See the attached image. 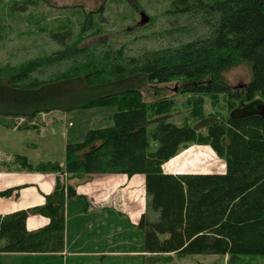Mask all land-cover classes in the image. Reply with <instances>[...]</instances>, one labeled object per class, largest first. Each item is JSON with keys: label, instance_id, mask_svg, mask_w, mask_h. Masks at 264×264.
<instances>
[{"label": "trees", "instance_id": "trees-1", "mask_svg": "<svg viewBox=\"0 0 264 264\" xmlns=\"http://www.w3.org/2000/svg\"><path fill=\"white\" fill-rule=\"evenodd\" d=\"M171 3L172 13L196 16L207 32L177 46L125 55L123 47L106 45L105 36L86 42V31L93 27L89 12L75 37L70 20L50 31L61 46L58 50L16 65L0 64V123L38 126L19 125L14 118L32 119L51 109L112 108V126L88 129L82 141L65 145L63 166L33 165L20 155L16 160L31 171L64 170L73 176L144 174L146 211L136 228L148 255L138 264H160L172 253L227 255L235 264L244 255H264V112L240 117L205 114L202 97L216 104L217 96L226 94L228 110L235 108L234 100L247 101L256 94L264 99V0ZM97 33L98 28L91 35ZM62 62L71 64L51 79L39 77L45 68ZM241 62L250 66L251 79L231 92L222 73ZM138 75L150 85L180 78L199 81L189 88L195 95L189 100L195 123L168 120L172 99L145 101L142 91L129 85ZM70 80L83 82V89L54 94L56 83ZM188 143L209 145L224 160L225 171L165 173L162 165ZM76 196L75 188L58 178L44 204L0 217V252H61L64 203ZM29 214L47 216L50 222L27 230Z\"/></svg>", "mask_w": 264, "mask_h": 264}, {"label": "rangeland", "instance_id": "rangeland-1", "mask_svg": "<svg viewBox=\"0 0 264 264\" xmlns=\"http://www.w3.org/2000/svg\"><path fill=\"white\" fill-rule=\"evenodd\" d=\"M172 0H1L0 2V64L16 65L26 59L48 54L58 50L59 42L51 36L52 30L60 24L71 21L69 27L75 34L80 29L83 15L93 12V27L86 42L105 36V44L113 48H124L125 55H138L143 51L177 46L197 36L204 35L207 29L196 16L172 13ZM98 28L96 35L91 33ZM72 36V38H74ZM101 46V45H100ZM85 60L81 58L80 61ZM70 62L52 65L39 73L43 79H51L55 74L69 67ZM223 82L231 92L240 90L251 79L250 66L241 62L222 73ZM205 78L202 82H206ZM129 85L142 91L145 101L158 98L174 101L168 120L177 124L185 119L190 124L195 120L190 115L189 100L195 96L189 88L199 81L171 80L166 83L149 84L143 75L129 80ZM56 83L54 94L68 93L83 89V82L70 80ZM63 85V86H62ZM62 86V87H61ZM59 92V93H58ZM203 112L219 113L229 117L246 116L264 112V99L256 94L250 100H234L235 108L228 110V95L219 94L213 104L209 96H203ZM110 107L64 111L51 109L41 111L32 119L14 118L17 124L35 123L38 126H81L111 125ZM13 120V119H12ZM205 132V129H201ZM222 158L211 151L209 145L188 143L166 162V167H174L179 172H216L222 171ZM137 231H139L136 228ZM135 245L143 248V235L132 228ZM168 256V255H166ZM160 264H231L227 255L194 254L177 257ZM142 256L132 258V264L141 263ZM235 264H264V255H244Z\"/></svg>", "mask_w": 264, "mask_h": 264}, {"label": "crops", "instance_id": "crops-1", "mask_svg": "<svg viewBox=\"0 0 264 264\" xmlns=\"http://www.w3.org/2000/svg\"><path fill=\"white\" fill-rule=\"evenodd\" d=\"M72 127L0 123V217L44 204L58 178L63 184L72 185L77 194L64 203L65 244L61 252H0V264H132V258L140 255L143 261V256L148 255L143 248L136 247L132 236L134 227L141 233L136 227L146 211L144 174L73 176L64 170L31 171L16 160L20 155L33 165L58 162L63 166L67 143L82 141L88 129L108 126H81L74 130ZM221 160L223 170L216 172H179L166 167V162L162 169L172 174L223 173L225 162ZM6 190L10 193L3 195ZM49 222L47 216L29 214L25 224L27 230H37Z\"/></svg>", "mask_w": 264, "mask_h": 264}]
</instances>
